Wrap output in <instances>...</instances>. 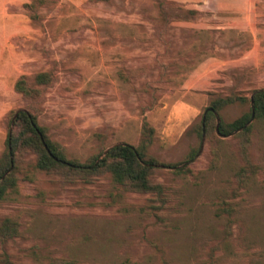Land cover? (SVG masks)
Masks as SVG:
<instances>
[{
  "label": "rangeland",
  "instance_id": "rangeland-1",
  "mask_svg": "<svg viewBox=\"0 0 264 264\" xmlns=\"http://www.w3.org/2000/svg\"><path fill=\"white\" fill-rule=\"evenodd\" d=\"M27 1L0 0V150L5 116L22 105L14 80L51 70L38 121L67 157L84 161L113 144L135 146L146 122L153 128L147 153L190 171L157 167L151 181L162 186L160 196L106 175L62 182L33 171L0 203V217L18 222L0 252L18 264L53 257L71 264H264V121L252 117L246 143L234 136L241 129L227 136L214 129L199 148L197 134L211 100L245 97L214 112L230 122L248 112L250 90L264 86V65L250 78L230 69L229 9L215 0H46L32 21L21 9ZM255 8L264 28V0ZM215 55L227 63L213 86L184 92L185 76ZM185 103L195 112L180 120Z\"/></svg>",
  "mask_w": 264,
  "mask_h": 264
},
{
  "label": "trees",
  "instance_id": "trees-1",
  "mask_svg": "<svg viewBox=\"0 0 264 264\" xmlns=\"http://www.w3.org/2000/svg\"><path fill=\"white\" fill-rule=\"evenodd\" d=\"M44 1L46 0L23 2L21 9L24 15L32 21H39L41 15L37 10ZM232 78L235 81L240 77L234 75ZM53 79L54 74L51 70H43L35 72L30 81L25 75H20L12 84L13 91L21 97L22 105L5 116V137L3 148L0 150V203L11 193H15L18 182L28 178L33 171L56 175L62 182L87 183L106 175L112 182L128 190L155 196L162 195V186L151 181V176L157 167L174 168L173 171L176 173L190 171L189 164L180 165V162L163 164L147 153L153 139V128L146 122H142L140 126V138L135 146L117 143L103 154L100 150L84 161L67 157L62 146L49 137L44 126L38 121L41 94L44 87L48 86ZM250 97L252 104L247 113L230 122L219 120L216 125L214 112L225 104L244 100L245 97L240 94H226L211 100L208 106L211 111H206L199 119L198 136L200 137L202 132L203 135L214 132V129L218 135L227 136L241 129L234 136L242 138L246 143L251 126H243L250 116L251 108L253 118L264 121V86L251 89ZM195 153L196 149L191 150L184 161H190ZM243 171L244 168L240 170V173ZM17 233L16 220L7 216L0 217V244L13 239ZM49 262L50 264H71L67 260L54 257L49 258ZM0 263L18 264L5 251L0 252Z\"/></svg>",
  "mask_w": 264,
  "mask_h": 264
},
{
  "label": "crops",
  "instance_id": "crops-1",
  "mask_svg": "<svg viewBox=\"0 0 264 264\" xmlns=\"http://www.w3.org/2000/svg\"><path fill=\"white\" fill-rule=\"evenodd\" d=\"M215 1L229 9L231 18L229 29L234 32L232 41H234L233 48L236 52L232 56L230 69L238 74L244 73L245 78H250V71L264 65V28L262 25L258 27L256 19L258 14L255 12L256 0ZM4 35L7 37L11 33ZM226 63L222 57L216 55L206 57L185 76L180 88L184 92L207 90L208 87L213 86L212 83L218 74L226 69ZM183 105L184 114L177 116L180 120L189 118L195 112V108L189 103Z\"/></svg>",
  "mask_w": 264,
  "mask_h": 264
},
{
  "label": "water",
  "instance_id": "water-1",
  "mask_svg": "<svg viewBox=\"0 0 264 264\" xmlns=\"http://www.w3.org/2000/svg\"><path fill=\"white\" fill-rule=\"evenodd\" d=\"M249 103H250V107H251V104H252L251 97H250ZM206 111H211V108H210V107H207V108L204 110L203 114H204ZM14 114H15V113H14ZM14 114H13V115H14ZM203 114H202V117H203ZM12 117H13V116H12ZM252 117H253V111H252V108H251L250 117H249V119L247 120V122H245V124H244L243 127H245V126L251 121ZM215 119H216V123H217V122H218V117H217L216 115H215ZM235 131H237V130H235ZM233 132H234V131H233ZM233 132H231V133H233ZM231 133H230V134H231ZM230 134H228V135H230ZM38 136H39V138H41L39 133H38ZM203 138H204V135H203V132H202V133H201V143H200L199 148L201 147V144H202V142H203ZM113 145H115V144H113ZM113 145L108 146L106 149H104L103 152H102V154H103L106 150H108L110 147H112ZM43 146L45 147L44 144H43Z\"/></svg>",
  "mask_w": 264,
  "mask_h": 264
}]
</instances>
